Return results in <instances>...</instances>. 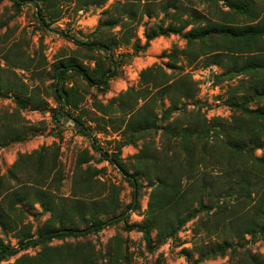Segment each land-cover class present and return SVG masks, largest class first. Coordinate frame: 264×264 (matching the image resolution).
Returning a JSON list of instances; mask_svg holds the SVG:
<instances>
[{"label":"rangeland","instance_id":"1","mask_svg":"<svg viewBox=\"0 0 264 264\" xmlns=\"http://www.w3.org/2000/svg\"><path fill=\"white\" fill-rule=\"evenodd\" d=\"M52 1L58 9L43 12L46 26L37 13L46 0L39 6L0 0V246L19 250L0 264H18L24 257H41L45 264H264V233L241 235L251 221L259 227L264 149L250 136L243 137L242 150L229 145L240 140L233 138L235 125L251 127L261 119L237 105L260 108L264 95L253 93L251 76L236 75L227 60L224 67L213 63L204 54L209 40L192 47V53L200 54L196 58L181 52L187 47L184 32L206 24L199 16L220 25L245 26L264 17V0H246L250 8L243 9L235 5L238 0ZM186 20L193 23L185 30L159 35L145 47L147 31L169 24L178 29ZM212 36L219 48L228 45L224 34ZM75 40L107 44L118 60L117 72L105 86L89 84L74 70L63 75L60 85L78 104L65 109L80 117L97 143L117 154L137 178V201L131 208L134 187L129 180L95 149L89 134L58 112L57 66L75 62L92 69L96 61L105 68L110 65L105 49ZM137 42L144 48L136 50ZM170 54L177 60L171 61ZM173 63L178 67H170ZM148 68L157 79L151 76L141 85L140 75ZM226 70L227 77L218 79ZM183 74L193 82L195 95L177 98L176 87L173 98L163 94L164 86ZM260 78L258 86L264 83V70ZM144 104L155 126L131 130L129 136V111ZM183 128L192 135H177ZM258 134L264 140V133ZM174 173L196 181L205 174L212 187L200 213L169 235L159 231L150 204L155 203L156 176L174 178ZM39 197L52 205L50 210H44ZM77 198L82 207L94 210L85 220L78 219V228L122 213L131 227L122 219L99 231L20 248L30 234L38 236V228L57 225V212ZM167 212L156 218L165 221ZM44 245L53 248L52 260Z\"/></svg>","mask_w":264,"mask_h":264},{"label":"trees","instance_id":"2","mask_svg":"<svg viewBox=\"0 0 264 264\" xmlns=\"http://www.w3.org/2000/svg\"><path fill=\"white\" fill-rule=\"evenodd\" d=\"M15 4L21 5L25 2L33 3L35 6H39V1L41 0H13ZM44 1V0H42ZM211 1V0H210ZM231 1V0H229ZM47 6L40 7L37 10L38 15L40 16L41 22L48 26L49 24L45 21L44 13L47 10H56L58 9V5L53 3L52 0H46ZM234 4V3H233ZM173 4H169L168 6L171 7ZM239 9L250 8V4L246 0H238V4H235ZM46 8V10H45ZM197 17V15H195ZM205 19L204 25L195 26L190 30L184 32V37L186 39L187 47L181 52L186 55L190 56V59H193V46L196 45L197 41H206L209 40L210 43L207 45L208 48H205L204 54H210L209 56L212 58L213 63L221 64L223 67L227 64L224 60L228 61V65L235 66V73L236 75H245L251 76V89L252 92L255 94H260V91L264 95V83L262 86H258V83L262 84V79L260 78L262 70H264V59L261 55H263L264 51V17L253 24H247L245 26H238V25H224V24H217L212 23L206 16L202 15L199 16ZM193 23V22H192ZM190 20H186L183 25H181L178 29L174 24H169L167 26L158 25L156 28H152L150 31L146 32V44L147 47L150 44V41L156 38L159 35H167L171 32L178 33L187 28L190 24H192ZM212 34L225 35L228 38V45H224L219 48L216 43H212ZM64 35L68 36L64 33ZM75 43L80 45H86L91 49H105L106 53L108 54V59L110 65L108 67H104L99 61H96V67L89 69L87 66H83L81 64L72 62L68 64H60L56 67L57 72V82L55 83V96L56 101L58 102V112L62 113L63 115L72 118L77 127L83 133L89 134L94 142V147L98 150L107 160H110L111 163L115 164L120 171L125 175V177L129 180L131 185L134 187V195L132 204L137 201V195L135 194V189H137L138 180L135 175L131 174L118 160L117 154H110L107 150H105L102 146L97 143V139L95 136L92 135L90 130L85 126L84 122L78 116H73L68 110L67 106H74L77 107V101L75 100L74 94H71L70 90L65 88L64 86L60 85V79L63 78L69 70H74L77 74L81 75L89 84L95 85L98 87H102L108 84L110 79L116 74L118 68V60L108 52L110 49L109 45L99 42V44L88 43L85 41L75 40ZM216 46H215V45ZM136 50L143 49L144 46H141L138 42L135 44ZM228 55H226V53ZM229 52V53H228ZM201 54H203L201 52ZM243 54H247L244 57ZM195 58L200 54H195ZM227 57V59H224ZM171 61H176V55H169ZM170 67H178L176 63L171 64ZM152 68H148L142 71L140 75V82L141 85H145L149 83L150 77L153 80H156V75L151 72ZM227 77V70L218 76V79ZM187 80V81H186ZM187 79V74H183L175 79L171 83H167L162 92L165 95H169L171 98L173 88H177V98H191L195 95V87L193 82ZM253 86V87H252ZM131 90L126 91V93L130 92ZM73 93V92H72ZM146 104V103H145ZM145 104L139 108L132 107L129 111V120L127 122V131L129 132V136L133 137L131 130L136 133L143 130L150 129L155 126L153 122L152 116L145 109ZM241 109L246 111L254 112L258 117H261L260 121L253 123L251 127L244 126L241 123H238L233 127L235 135L233 136L234 139H240L236 141H230V147L235 150H242L244 147L243 144V137L250 136L252 141H255L259 144L260 147L264 149V140L261 139L259 136V132L264 133V106L260 108L249 110L248 108L237 105ZM238 107V108H239ZM66 108V109H65ZM183 134L185 137H190L192 132L188 128H183L181 131L177 132V135ZM232 161V160H229ZM188 163L192 165L190 160ZM174 178L168 176H161L157 175L156 179L158 180L157 185L154 188L153 198L154 202L150 204V211L151 215L158 226L160 232H168L169 235L176 233V231L187 221L193 219L198 215L201 211V208L205 207V195L212 187V181L208 179L205 174L199 176L198 180L194 179H187L186 174H176L172 175ZM197 178V177H195ZM187 179V180H186ZM196 186V187H195ZM264 192V191H263ZM39 201L42 203L44 210L47 212L51 208V204L47 203L43 197L38 198ZM184 207L180 209V207ZM163 210L169 211L166 214V220L160 221L156 218V215ZM58 224L57 225H47L46 227L38 228V236L36 238H32V234L29 235L26 239L20 241V248H26L29 246H35L37 243H45L48 240L54 238H65L69 235H76V234H84L89 231H99L103 227L118 222L122 219L127 221L125 214H118L114 215L106 220H96L94 219L88 226L85 228H78V219H86L88 214H93L94 210L93 207H88L87 209L81 206V201L77 198L73 203L70 204V207L64 206L58 212ZM55 213V214H57ZM4 212L0 211V216L3 215ZM52 214V215H55ZM258 220L260 221L259 227L256 229V221H251L249 224L250 226H246L243 233H251L254 234L256 231H261L264 233V208L259 212ZM127 227H131L126 222ZM145 237L147 239V243L151 239L149 232L146 230ZM150 246V244H149ZM221 247V246H220ZM222 247L221 249H223ZM52 247H48L44 245V253H48V259L52 260ZM19 250L10 248L9 246H4L1 244L0 246V262L5 258H8L12 255H15ZM78 255L77 252L74 253ZM56 257V256H55ZM33 264H45V259L41 257H35L30 259ZM29 258H22L18 261L20 263H30ZM17 264V263H16ZM51 264H55V260L51 262Z\"/></svg>","mask_w":264,"mask_h":264}]
</instances>
